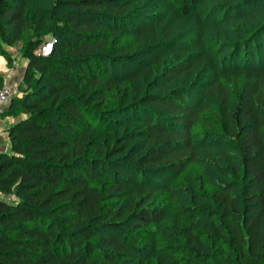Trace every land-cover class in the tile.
<instances>
[{
	"label": "trees",
	"instance_id": "16d2710c",
	"mask_svg": "<svg viewBox=\"0 0 264 264\" xmlns=\"http://www.w3.org/2000/svg\"><path fill=\"white\" fill-rule=\"evenodd\" d=\"M161 1L182 17L198 15L194 47L214 15L224 18L229 6L241 13L237 38L249 35L229 56L233 65L214 69L197 92L145 89L140 72L153 53L136 50L147 35L159 42L164 22L152 21L142 0H55L33 9L0 0V54L13 66L9 47L19 46L27 60L20 94L2 115L14 121L10 150L0 152V264H264V0H221L205 16L206 0ZM162 52L149 72L166 84L225 59L189 52L158 66L179 54ZM5 77L0 71V86ZM135 138L143 141L132 154ZM211 145L219 149L205 165L229 160L231 181L212 180V192H193L192 204L172 215L157 196L178 197L176 174Z\"/></svg>",
	"mask_w": 264,
	"mask_h": 264
},
{
	"label": "rangeland",
	"instance_id": "374dc122",
	"mask_svg": "<svg viewBox=\"0 0 264 264\" xmlns=\"http://www.w3.org/2000/svg\"><path fill=\"white\" fill-rule=\"evenodd\" d=\"M54 1L55 0H27V3L30 5V7H32L29 8L33 9V6H40V5L44 6L47 4L52 5ZM219 4H221V0H206L205 3L200 7L199 11L202 16H205L204 15L205 13H208L209 15V13L211 12L213 13L214 11H217ZM139 6L140 9H142L145 13H148L149 15L156 14L153 15L152 21H155L154 19H156L158 22L159 21L164 22V27L163 29H161V33L159 34V42L155 43L153 38L150 35H147L148 37L145 39L144 43L142 44V47L138 49L139 52L137 50H136L137 53L134 52L136 53V55L147 53L149 52V50L151 53H153L151 54L153 56L149 55L148 57H145L146 62L148 63L146 64V67H144V71L140 72L141 75L145 74V76L149 80L148 82L147 81L143 82V85L146 86L145 89H148L149 91L154 90L155 92H157L159 90H170L172 88H177V86L186 87V86L194 85V87H196V92H197L199 89L203 88L204 85L207 83L208 81L207 77L212 71H214V69L224 72L225 70L231 68V64L233 65L234 62L232 63L231 59H229L230 58L229 56L232 55L235 50L241 48V45L239 46L238 43H241V41L243 40L246 41V38L249 35L248 34L245 37L242 36L240 39L237 38V35L240 34V32H243V28L240 26L241 13L239 14L238 12L233 11L232 10L233 6L232 7L229 6L226 11V14L224 15V18L221 19L220 13H217L216 15H214L211 25L206 22L207 27L203 38V44L202 46L194 47L191 46L190 44L191 42L190 38L192 37L193 33L196 31L195 26L200 21V18H198L197 14H192L189 17H182L178 13H176L175 10L172 9V6L169 3H165L161 0H142ZM259 18H264V16H260ZM148 19L149 21H151V17H149ZM258 21L261 22L263 20H258ZM258 21L257 20L255 21L256 22L255 26L258 25ZM149 25H151V23H149ZM216 25H220V27H224V30L219 29L215 33L212 27L216 28ZM131 40L132 37L127 36L124 42L126 43L127 41H131ZM168 42L169 43L173 42L174 45L170 47L168 45ZM163 49H166L167 53L168 51L173 49V51H176L179 54L178 56H175L176 58L175 57L171 58L168 55L160 58L158 66H160V64L161 65L171 64L175 62L179 56H183L184 54H189V52H191L190 54L196 52V53H200L201 55V54H206L208 53V51H210L211 52L210 56H212V53L218 52L216 53L217 55L214 56L215 60L220 55L223 56L225 59L224 62H221V60L219 59L220 60L218 61L219 64L216 67H210L209 64L208 65L206 64V68L201 70L198 76L196 77L194 76L189 80L188 79H186L185 81L180 80L177 81L176 83L166 84L162 78L157 77L156 73H153L154 75L152 76L151 72H149L150 68L154 69L155 66H153L152 64L155 62L158 56L162 55ZM9 51L12 55H14L15 58L13 62V66H10L8 64L7 58L0 54V71L2 72L3 70L6 71L7 72L6 75H9L8 74L9 71H13L14 66L21 67L24 60V57L20 53L19 46L9 47ZM158 51L159 53L154 55V53ZM238 62L239 64L243 63V59H241V61L239 60ZM20 73L23 74V72L21 71ZM8 78L10 79L9 76ZM143 85L142 87L137 88L138 89L137 93H143V91H141ZM17 93L20 94V91H18ZM135 126L136 124L132 123V126H129L130 127L129 131L136 136L137 134H135L136 132ZM142 141H143L142 139L135 138L132 142H130V147H132L133 149L132 154L138 152V149L141 148ZM218 149L219 148H216L212 145L210 147L205 148L204 151H206V155L205 154L201 155L202 157L200 162L196 164L190 163L183 172H180V174H176V179L173 180L172 182H174V185L176 186L174 188V192L177 195H179L178 197L171 199L169 197V194L164 192V194L157 196L156 198L157 202L163 205L166 203L168 208L173 207L171 210L169 209L170 213L173 215L176 212L177 207L181 206L182 204L183 206H190L192 204L191 197L193 192L195 193L197 190L198 191L205 190L207 192L208 191L212 192L215 189V186L214 184H212V182L216 178L223 179L227 182L231 181L232 169H228L229 160L223 159L222 161H219L221 167L214 165L211 168H209L207 167V165H205L204 161L210 158L209 153H212V150L213 151L215 150L217 152ZM229 153H234V152L229 151ZM238 155L239 154L233 155V157L237 158ZM123 156H125L123 159L127 160L126 159L127 155H123ZM119 157L120 155L117 156V158ZM220 172H224V173H220ZM122 200H124V198H122ZM166 221L170 222L171 220H166Z\"/></svg>",
	"mask_w": 264,
	"mask_h": 264
},
{
	"label": "crops",
	"instance_id": "0c3cea01",
	"mask_svg": "<svg viewBox=\"0 0 264 264\" xmlns=\"http://www.w3.org/2000/svg\"><path fill=\"white\" fill-rule=\"evenodd\" d=\"M14 56V55H13ZM27 65V60L24 58L23 60V64L21 67H15L13 68V71H9V75H6L7 77L9 76L11 81L13 82V84L16 85L17 89L19 87V84L22 81V78L24 76V70L25 67ZM23 72L22 73H20ZM3 72H5L7 74L6 71L3 70ZM20 91L19 89L17 90V92ZM13 119L10 117H0V152L1 151H9L10 150V138H8V134L6 131V128L13 123Z\"/></svg>",
	"mask_w": 264,
	"mask_h": 264
},
{
	"label": "built area",
	"instance_id": "2783aa9c",
	"mask_svg": "<svg viewBox=\"0 0 264 264\" xmlns=\"http://www.w3.org/2000/svg\"><path fill=\"white\" fill-rule=\"evenodd\" d=\"M55 41H56L55 39H52L45 42V44L41 47L39 52L44 56L49 55L53 50ZM49 48L51 49L50 51ZM17 90L18 89L16 85L13 84L11 79H9L6 76L2 86H0V117H2L4 112L9 107V103L11 99L14 97V95L17 93Z\"/></svg>",
	"mask_w": 264,
	"mask_h": 264
},
{
	"label": "clouds",
	"instance_id": "9594fccd",
	"mask_svg": "<svg viewBox=\"0 0 264 264\" xmlns=\"http://www.w3.org/2000/svg\"><path fill=\"white\" fill-rule=\"evenodd\" d=\"M51 49L49 48V51H50Z\"/></svg>",
	"mask_w": 264,
	"mask_h": 264
}]
</instances>
